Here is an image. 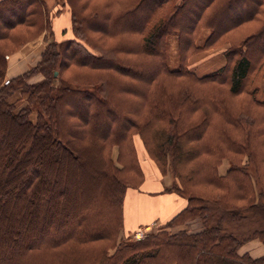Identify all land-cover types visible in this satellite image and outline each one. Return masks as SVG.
<instances>
[{
    "label": "trees",
    "instance_id": "trees-1",
    "mask_svg": "<svg viewBox=\"0 0 264 264\" xmlns=\"http://www.w3.org/2000/svg\"><path fill=\"white\" fill-rule=\"evenodd\" d=\"M251 1L221 27L245 0H67L73 37L49 41L34 66L6 82V42L27 41L16 28L33 38L50 25L42 0H0V264H264L238 252L249 236L264 243V93L252 86L264 71V20L231 40L216 70L198 75L186 64L234 24L260 21L264 0ZM184 9L193 12L185 24ZM94 31L116 44L97 45ZM174 33L179 65L170 68ZM139 146L160 175L170 158L169 190L187 204L160 230L116 244L126 192L145 179ZM223 158L230 167L219 175ZM224 216L262 223L242 237ZM197 217L200 231H170Z\"/></svg>",
    "mask_w": 264,
    "mask_h": 264
},
{
    "label": "rangeland",
    "instance_id": "rangeland-1",
    "mask_svg": "<svg viewBox=\"0 0 264 264\" xmlns=\"http://www.w3.org/2000/svg\"><path fill=\"white\" fill-rule=\"evenodd\" d=\"M42 1L45 7L46 17H47L50 27L48 26L46 30L44 29L45 31H43L41 34L34 36L33 38H30L31 36L30 32L24 26H21V28L20 27L16 28V32L21 33L24 40H27V41L19 45L17 43H13L12 41L8 40L6 42V45H7L9 54L5 55L6 61L10 54H14L24 49V47L25 49L26 48L29 49V51L31 52H33L34 50L38 51V49L43 48L41 50V54H42L45 46L47 45L49 41L53 39L61 40V39H67V38L73 37L72 36L73 32H72L71 23H70V12H69V6L67 4V0H42ZM104 1L106 0H92V2H100V3H103ZM194 1H200V0H193V3ZM251 3H252L251 0H245L244 4L236 3L234 6H230L228 11L225 12L224 16L219 18V20L221 21L220 23L221 27L233 21L236 17L246 14V10ZM107 8L108 9L106 10L114 9V5L113 7L111 5L110 7H107ZM256 11H257L256 15L257 16L259 15V17H261V18L258 17L260 21H258L257 19H251V20L242 22L241 24H238V25L234 24L231 28H229L227 31L223 33V36L218 39L214 47H210V48H207L199 52H195L193 54L188 55L186 57L187 67L193 70L194 72H196L198 75H204L224 65L226 61L224 52L227 49H229V47L231 46L230 45L231 40L236 39V38L241 40L243 37H246L259 26L262 20H264V4L259 5ZM190 15L191 16L193 15L192 10L184 9V12H183L184 19H182V22L184 24ZM210 31L211 30L208 28L201 29L199 32V36H198L199 37L198 42L199 43L203 42L205 37L209 35ZM88 37H90L91 40L94 41L97 45L104 47V48L112 46V45L114 46L116 44L115 37H113L112 35H109L106 32H102V31L88 32ZM30 42H31V45H28L30 44ZM257 46L258 47L264 46V35L258 39ZM166 48H167V59H168V64L170 68H177L179 65V55L180 54L177 48V37L175 33L167 37ZM41 54H40V57H41ZM33 62L34 60L31 61L30 64H32ZM34 65L35 63L32 66ZM71 74L72 72H70L68 69L63 71V76L66 79H69ZM41 78L42 76L37 74L33 76L30 79V81L35 82V81L40 80ZM8 80L9 79L6 78V74H5V81L7 82ZM252 86H258L260 89V94L264 93V71H260L259 73H257V75L255 76V80H253ZM130 97L131 99H136L134 96H130ZM238 102H239L238 99H234V104L238 105ZM32 117L34 118V116ZM100 129L104 130L103 127H100ZM136 141H138L141 145L140 139L137 136H136ZM139 150L143 151L141 146H139ZM117 153H118L117 149L114 148L111 154L113 159H116ZM142 158H143V164L145 165V167L147 168L148 166L149 174L156 175L155 170L151 171L149 169L150 162L145 157V155H143ZM63 165H65L64 161H63ZM229 167H230V161L227 158H223L217 167V171L219 175H224L229 169ZM247 168L252 176V179L254 180L253 167L251 165H247ZM162 176L165 177V181H166L165 191L167 193L173 192V191H170L169 189H174L176 179L174 177V174L172 173L169 157H168V161H167L166 167L164 168V172ZM144 182L145 181H143L141 185H144ZM96 183H93V185L91 186L90 190L88 191L89 194L96 195L97 187H98ZM137 191H140V190H137ZM212 193L214 195V192ZM148 195L151 197L157 196V194H152V193H149ZM180 197H182L185 200V205H186L187 204L186 197H183V196H180ZM86 204L88 205L89 201ZM168 219H165V220H155L154 219L150 223H147L146 225H139L137 227H134V229H131V230L130 229H120L117 235L116 244H118L119 241L121 240L128 239L130 241H136V240L142 239L144 238V236H146V234L160 230L163 227L164 222ZM222 220L223 222H226V223L230 222L228 224L230 225L229 228L230 229L234 228L233 230L235 232H238V233L244 232L242 237H247V235L250 234L253 230L259 229L262 223V222H259L260 220L257 217H253V216L242 219L240 221H236V222L234 220L233 221L228 220L226 216H224ZM207 223L209 222L207 221ZM235 223H238V224H236V226H233L235 225ZM204 225L206 224H204L203 220L197 217L192 220L186 221L183 224L170 228V231L176 232L181 229H186L189 232H196V231H200ZM137 231L139 233V238L135 237V233ZM114 250H115V247L109 249V253H113ZM238 252L240 254L247 252L251 257L264 256V243L260 237H254V236L250 237L249 236V238L245 239L243 243L239 246Z\"/></svg>",
    "mask_w": 264,
    "mask_h": 264
},
{
    "label": "crops",
    "instance_id": "crops-1",
    "mask_svg": "<svg viewBox=\"0 0 264 264\" xmlns=\"http://www.w3.org/2000/svg\"><path fill=\"white\" fill-rule=\"evenodd\" d=\"M31 45V42L30 44ZM43 49V48H42ZM41 48L33 52L29 49H22L10 54L7 59L6 78L10 79L28 70L40 59ZM34 62L30 64L31 61ZM140 160L145 173L144 185L136 189H128L124 200V229H134L139 225H146L152 220H165L173 216L185 205V200L174 192L165 191V177L158 173L153 161L147 157L144 151H139ZM143 155L150 162V170L156 172L151 175L143 164ZM152 168V169H151ZM154 168V169H153ZM160 175V176H159ZM157 194L149 196L148 194Z\"/></svg>",
    "mask_w": 264,
    "mask_h": 264
},
{
    "label": "built area",
    "instance_id": "built-area-1",
    "mask_svg": "<svg viewBox=\"0 0 264 264\" xmlns=\"http://www.w3.org/2000/svg\"><path fill=\"white\" fill-rule=\"evenodd\" d=\"M135 237H136V238H139V233H138V231L135 233Z\"/></svg>",
    "mask_w": 264,
    "mask_h": 264
},
{
    "label": "water",
    "instance_id": "water-1",
    "mask_svg": "<svg viewBox=\"0 0 264 264\" xmlns=\"http://www.w3.org/2000/svg\"><path fill=\"white\" fill-rule=\"evenodd\" d=\"M55 75L57 74V72L54 73Z\"/></svg>",
    "mask_w": 264,
    "mask_h": 264
}]
</instances>
